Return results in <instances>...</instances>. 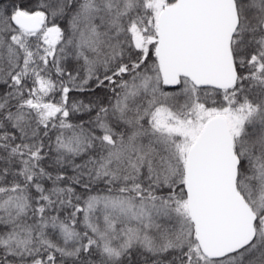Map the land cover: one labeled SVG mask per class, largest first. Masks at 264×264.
Wrapping results in <instances>:
<instances>
[{"label": "snow or ice", "instance_id": "1", "mask_svg": "<svg viewBox=\"0 0 264 264\" xmlns=\"http://www.w3.org/2000/svg\"><path fill=\"white\" fill-rule=\"evenodd\" d=\"M0 264H264V0H0Z\"/></svg>", "mask_w": 264, "mask_h": 264}]
</instances>
